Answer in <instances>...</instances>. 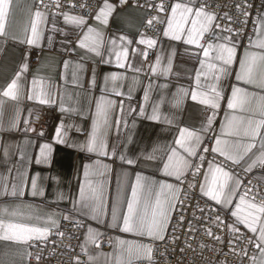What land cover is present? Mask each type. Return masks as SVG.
Segmentation results:
<instances>
[{
	"label": "crops",
	"instance_id": "crops-1",
	"mask_svg": "<svg viewBox=\"0 0 264 264\" xmlns=\"http://www.w3.org/2000/svg\"><path fill=\"white\" fill-rule=\"evenodd\" d=\"M194 2L174 0L152 39L139 28L144 10L119 0H102L85 19L8 0L0 30V264H33L29 241L62 218L83 224L88 264L147 259L208 136L218 158L243 170L258 165L264 182V2L244 46L206 38L212 14L197 15ZM44 105L54 114L39 139L27 118ZM201 175V195L252 236L251 262L264 264L261 205L239 193L231 169L209 160ZM125 216L131 230H123Z\"/></svg>",
	"mask_w": 264,
	"mask_h": 264
},
{
	"label": "built area",
	"instance_id": "built-area-1",
	"mask_svg": "<svg viewBox=\"0 0 264 264\" xmlns=\"http://www.w3.org/2000/svg\"><path fill=\"white\" fill-rule=\"evenodd\" d=\"M102 0H32L35 10L52 13H72L83 19L90 18ZM122 5L132 4L144 10L140 30L152 39L159 38L165 19L174 0H119ZM264 0H195L194 5L212 14L211 32L206 38L223 36L240 46L249 43L255 20ZM152 50L146 51L149 57ZM54 110L42 106L32 111L28 124L31 134L44 138L48 119ZM210 136L204 138L203 148L191 170L180 180L179 193L168 218L163 237L152 240L147 259L129 264H252L257 247L252 236L238 230L226 211L206 200L198 190L203 166L213 160L231 169L238 176L239 193L261 205L264 218V182L255 174L258 165L243 170L211 151ZM83 224L62 218L58 227L49 229L40 239L29 241L28 261L44 264H88L80 249Z\"/></svg>",
	"mask_w": 264,
	"mask_h": 264
},
{
	"label": "snow or ice",
	"instance_id": "snow-or-ice-1",
	"mask_svg": "<svg viewBox=\"0 0 264 264\" xmlns=\"http://www.w3.org/2000/svg\"><path fill=\"white\" fill-rule=\"evenodd\" d=\"M178 7H180V5H174L173 6V12H175L176 11V8H178ZM7 9H8V0H0V30H2V28H3V24H2V21H3V19H4V17L6 16V14H7ZM103 11V10H102ZM187 11H189V12H191L192 11V9H187ZM197 11V15H199V14H201L202 12H203V9H198V10H196ZM210 19H211V16L209 17ZM167 34V33H166ZM30 43H31V41H29ZM141 42H143V41H141ZM149 44H151V41H149ZM228 51L231 53L232 52V50L231 49H228ZM205 54H207V52L205 53ZM228 61L226 60L225 61V63H227ZM237 79H240V77H239V75H238V77H237ZM14 85H15V81H13V85L12 86H10V87H14ZM236 91H238L237 89H233V92L235 93ZM5 95H8L9 93L8 92H5L4 93ZM193 99L195 100L196 99V95H195V93H193ZM232 106V103H231V100L229 101V107H231ZM213 151H216V149L214 148L213 149ZM221 154H223V153H221ZM225 175H227V174H225ZM201 191L202 192H204V186L202 185L201 186ZM134 192H135V189H134ZM204 194L205 195H208L209 193L208 192H204ZM210 198L211 199H214V200H216L217 201V203H220V200L218 199V197L216 196V195H211L210 196ZM131 209H132V204L131 203H129V210L131 211ZM233 215H235V213H233ZM124 223H125V229H123V230H131L130 229V227L128 226L129 225V217L128 216H125V218H124ZM155 227V225L154 224H149L148 225V232H149V234H152V232H153V228ZM250 227V226H249ZM251 230L252 231H255V229L254 228H251ZM262 240H264V237H262ZM150 258V257H149Z\"/></svg>",
	"mask_w": 264,
	"mask_h": 264
}]
</instances>
